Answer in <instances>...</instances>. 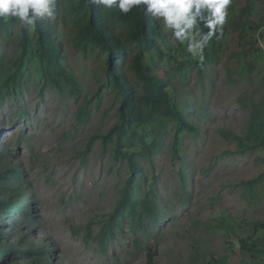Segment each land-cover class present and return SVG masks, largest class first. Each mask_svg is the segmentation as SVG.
Returning a JSON list of instances; mask_svg holds the SVG:
<instances>
[{
  "label": "rangeland",
  "instance_id": "374dc122",
  "mask_svg": "<svg viewBox=\"0 0 264 264\" xmlns=\"http://www.w3.org/2000/svg\"><path fill=\"white\" fill-rule=\"evenodd\" d=\"M76 3L57 0L47 20L79 100L46 81L35 26L0 18V146L23 173L13 181L25 193L20 212L1 220L3 243L33 242L55 264H264V226H258L264 224V146L244 152L239 142L264 120V37L260 53L245 56L259 33L228 31L201 66L187 41L162 28L166 42L146 61L171 79L189 122L205 127L135 121V147L123 145L143 169L133 172L116 142L92 141L117 123L120 96L99 49L83 53L72 45ZM231 6L227 21L246 10L242 25L264 24V0ZM143 144L153 155H145ZM126 193L131 202L121 206ZM11 261L26 264L21 257Z\"/></svg>",
  "mask_w": 264,
  "mask_h": 264
},
{
  "label": "trees",
  "instance_id": "16d2710c",
  "mask_svg": "<svg viewBox=\"0 0 264 264\" xmlns=\"http://www.w3.org/2000/svg\"><path fill=\"white\" fill-rule=\"evenodd\" d=\"M231 0V4H232ZM227 9V17L232 6ZM56 8V6H55ZM54 8V9H55ZM77 19V31L72 37V45L77 51L86 52L88 49L97 48L99 54L106 59V70H108L111 87L117 90L120 96L118 107L117 123L108 130L107 133H97L92 137V141H102L106 146L116 142L117 155L127 158L129 166L133 172H143L141 166L135 160L134 151H124L123 145L129 150L135 147L136 135L132 134L131 127L135 121L142 123H153L157 119H162L176 124L181 123L191 131L203 128L205 125L197 120L189 122L187 111L183 108L185 100L176 97L175 90L171 87V79L164 80L159 76L158 64L147 62L146 57L150 53L159 51L162 43L166 42V36L158 20L144 11L143 4L134 8L128 14H122L118 7L100 8L91 3V0H77L73 7ZM246 10L237 20H229L218 28L208 40L203 50V62L201 66L207 65L211 58L218 53L222 47L223 38L228 31L241 33H259L257 39L247 42L248 56L253 51L260 53L262 50L260 38L264 37L261 23L255 21L245 26L242 22L245 18ZM37 45V58L40 60L46 81L57 88L60 92L70 89V93L79 100V85L76 79L61 60V46L56 43L53 37V28L49 25L47 17L34 24ZM198 28L201 34L208 33V27L200 21ZM29 37L25 33L20 41L23 53L26 55L29 46ZM162 55H165L162 52ZM1 61V60H0ZM182 69H187L183 66ZM99 104V101H97ZM88 106L81 109L83 114ZM264 120L261 122V129L251 130L248 137H240L239 142L244 152L260 146H264ZM141 143H145L141 141ZM144 145L145 155H153V150ZM158 148L157 144H154ZM242 149V150H243ZM181 149H176L175 154L179 155ZM13 178L20 180L23 173L14 166L12 154L0 146V226L4 217H10L13 212H20L21 200L24 199V190H17V185ZM256 182H250L255 185ZM126 193L121 206L130 203ZM132 211H135L133 208ZM258 226H264L259 223ZM45 241V239H43ZM245 246L249 242L243 240ZM26 242L23 238L18 239V244L3 243L0 237V264H16L11 261L13 257H21L26 264H55L47 254V248H40L33 242ZM158 252V251H157ZM63 264V263H62Z\"/></svg>",
  "mask_w": 264,
  "mask_h": 264
},
{
  "label": "clouds",
  "instance_id": "9594fccd",
  "mask_svg": "<svg viewBox=\"0 0 264 264\" xmlns=\"http://www.w3.org/2000/svg\"><path fill=\"white\" fill-rule=\"evenodd\" d=\"M102 9L118 7L122 14L130 13L143 4L144 11L159 21L164 31H171L181 43L187 41L186 51L193 59L203 62V50L208 40L226 22L231 0H91ZM57 0H0V18H15L25 27L51 17ZM209 29L201 34L198 23Z\"/></svg>",
  "mask_w": 264,
  "mask_h": 264
}]
</instances>
